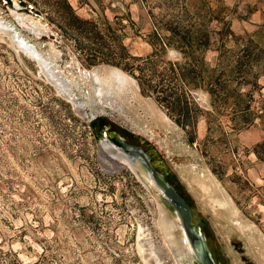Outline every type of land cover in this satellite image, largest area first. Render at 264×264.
Segmentation results:
<instances>
[{
  "label": "rangeland",
  "instance_id": "rangeland-1",
  "mask_svg": "<svg viewBox=\"0 0 264 264\" xmlns=\"http://www.w3.org/2000/svg\"><path fill=\"white\" fill-rule=\"evenodd\" d=\"M68 1L81 18L100 27L108 20L132 55L151 53L148 8L155 0ZM212 5L232 12L228 18L239 38L264 24V0ZM58 6L56 0H0V19L48 62L45 73L0 30V250L23 264L39 261L44 247L49 257L42 264H195L192 247L180 259L183 253L168 246L157 227L159 204L177 223L173 211L154 197L141 172L103 146L106 132L97 134L90 123L102 116L120 138L145 144L186 192L206 222L198 228L216 264H264V161L255 153L264 142V89L242 96L240 106L233 96L216 98L212 106L199 92L195 126L183 128L129 73L105 63L88 65L50 20L56 21ZM20 19L41 20L36 30L47 33L25 31ZM233 47L231 38L227 48ZM215 55L209 53L208 61ZM111 69L135 80L143 103L97 96L87 74ZM250 90L244 86L240 93ZM176 235L187 237L178 226ZM9 260L0 255V264Z\"/></svg>",
  "mask_w": 264,
  "mask_h": 264
},
{
  "label": "trees",
  "instance_id": "trees-1",
  "mask_svg": "<svg viewBox=\"0 0 264 264\" xmlns=\"http://www.w3.org/2000/svg\"><path fill=\"white\" fill-rule=\"evenodd\" d=\"M215 1L219 0H155L148 8L152 31L147 42L152 51L147 56L132 55L108 20L100 27L93 19L81 18L68 0H56L57 19L50 20L74 42L88 65L105 63L129 73L143 93L154 96L187 128L195 126L192 119L200 112L199 92L209 96L212 106L214 99L230 96L240 106L242 96L264 89V24L247 39L239 38L228 18L232 12L212 5ZM231 38L235 47L228 49ZM209 53L216 54L212 62ZM244 86L251 90L240 93ZM255 153L264 161V142L256 145ZM196 222L202 225L201 220ZM0 255L10 258L7 264H23L11 252L0 250ZM48 257L49 248L44 247L39 261L31 264H42Z\"/></svg>",
  "mask_w": 264,
  "mask_h": 264
},
{
  "label": "water",
  "instance_id": "water-1",
  "mask_svg": "<svg viewBox=\"0 0 264 264\" xmlns=\"http://www.w3.org/2000/svg\"><path fill=\"white\" fill-rule=\"evenodd\" d=\"M34 18H38V16H34ZM34 20L41 23V20L39 19ZM19 22L25 31L33 32L29 26L28 20L26 21L20 19ZM0 30H4L13 41V43L18 45L21 50H24L23 47L28 44L30 47H33V49H35L38 54H40L37 51L36 47L30 44L24 38L21 32H18L13 25L2 22L1 19ZM46 33L47 32H44L43 34ZM39 56L43 58L41 54ZM37 61L42 65V69L47 68L48 62L46 60H44L43 63V61L41 62L40 58L38 57ZM88 76L90 75L88 74ZM102 144L106 149H109L112 152L116 153L117 158H119L120 160H123L126 163L138 164L143 177L151 182V185H148L149 189L158 196L164 206L170 208L171 204H175L176 208L173 210V213L177 218V223L181 226L182 231L187 235L190 241L191 247L195 254L193 256L195 264H216L204 236L202 234L194 232L195 225L192 224V211L190 206L182 197H180L175 192L172 187L162 181V177L148 163V156L143 151L134 148L128 147V149L126 150L119 145L114 144L107 137L102 139ZM110 161H113V163H115L117 162V159L110 156Z\"/></svg>",
  "mask_w": 264,
  "mask_h": 264
},
{
  "label": "bare ground",
  "instance_id": "bare-ground-1",
  "mask_svg": "<svg viewBox=\"0 0 264 264\" xmlns=\"http://www.w3.org/2000/svg\"><path fill=\"white\" fill-rule=\"evenodd\" d=\"M2 22H3V20H2ZM38 25H40L39 22H36L33 20L29 21V26H30L31 30L36 35L39 36V35L43 34L44 31L36 30ZM40 29H43V28L40 27ZM23 48H24V50L22 49L23 52H25L27 55H29L30 57H32L36 61H37V58L39 57L40 61L41 62L43 61V63H44L45 59L42 58L41 56H39L40 54H38L35 51V49H33V47H30L28 44H26V46ZM38 64L42 67L40 62ZM46 70H48V68H44L43 71L46 73L47 72ZM89 75H90V78L92 79L93 90L95 91V93L97 94V96L100 99H102L104 96H113V97H118V98H121V97L123 98V96H124L125 98H128V99H134L138 103H143V102H141L140 98H138V94H137L138 90L136 91L135 80L133 78H131L130 76L126 75L125 73H123L122 71H120L118 69H111V70L105 71L104 73L93 72V74L89 73ZM150 110L152 111V113L154 115L156 114V117L160 121L165 122V123L166 122L170 123L169 118L165 114L158 112L154 108H152ZM127 164L138 175L137 168L140 169L139 165L136 163H127ZM139 179H141V178L139 177ZM205 188H206L205 191L209 190L208 187L205 186ZM154 197L158 198V196H156V195H154ZM158 201H159V198H158ZM225 201H227V200H225ZM159 209H160V213L158 215V219H157L156 223H157V227H158V229H159V231H160V233L164 239V242L168 246H171V245L174 246L180 253L188 254L190 252L189 250L191 247L188 238L185 235H183V238L176 235L177 226L178 227H181V226L178 223H175V221H173L170 218L169 213L160 204H159ZM141 230H142V228H141ZM177 255H178V257H180V259H183L182 255H179V254H177Z\"/></svg>",
  "mask_w": 264,
  "mask_h": 264
},
{
  "label": "flooded vegetation",
  "instance_id": "flooded-vegetation-1",
  "mask_svg": "<svg viewBox=\"0 0 264 264\" xmlns=\"http://www.w3.org/2000/svg\"><path fill=\"white\" fill-rule=\"evenodd\" d=\"M21 18V17H20ZM4 22V21H3ZM92 125H93V128L94 130L97 132V134H99L101 131H105L106 132V136L114 143V144H117L119 145L120 147L124 148V149H128V147L130 148H134V149H137V150H141L143 151L147 156H148V163L150 164V166L162 177V181L164 183H166L167 185H169L170 187H172L175 192L180 196L182 197L185 202L190 206L191 208V211H192V224L195 225V229H194V232L198 233V234H202V228H198L199 225L197 224V220H201V224L203 225H200V227H204L206 222L202 219H198V216H196L195 212H194V209L192 207V204L189 200V198L187 197L186 195V192L182 189V187L179 186V184L175 181H173L171 179V176L170 174L164 169V167L162 166V164H157L152 156V154L148 153L147 152V148L145 146V144H134V143H129L127 142L126 140L120 138L118 135H117V132H114V127L108 123V121L105 119V117H102V116H99V117H96L94 119L91 120L90 122ZM140 168V167H139ZM137 171L140 172V169L137 168ZM139 174V173H138ZM140 176V175H139ZM141 177V176H140ZM142 178V177H141ZM145 179V184L148 186V185H151V182L149 180H147L146 178ZM143 180V178H142ZM144 181V180H143ZM148 183V184H147ZM149 188V187H148ZM163 207V206H162ZM164 208V207H163ZM176 208L175 204H171L170 205V208L171 211H173L174 209ZM165 209V208H164ZM178 225V224H177ZM204 236V235H203ZM205 240H206V243H207V239L206 237L204 236ZM208 244V243H207ZM188 254H183L182 257H186L188 256Z\"/></svg>",
  "mask_w": 264,
  "mask_h": 264
}]
</instances>
